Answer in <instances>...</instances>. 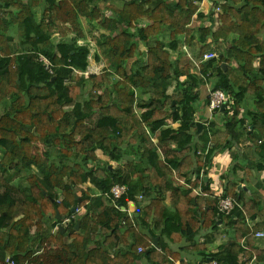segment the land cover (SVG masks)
<instances>
[{
	"label": "trees",
	"instance_id": "16d2710c",
	"mask_svg": "<svg viewBox=\"0 0 264 264\" xmlns=\"http://www.w3.org/2000/svg\"><path fill=\"white\" fill-rule=\"evenodd\" d=\"M116 1L0 0V11L18 9L7 17L0 12L1 264L7 258L15 264L263 262L264 237L257 234L264 235V0H213L221 8L216 29L192 27L203 16L201 0H119L122 7ZM108 15L120 27L97 40L109 65L81 74L92 54L80 43L82 19L97 24ZM197 43V58L182 52ZM216 48L218 58L203 61ZM209 84L233 98V112L220 111L224 128L213 121L198 144L196 113ZM88 85L89 98L82 93ZM40 146L47 149L39 153ZM231 147L238 150L236 164L221 195L242 208L224 215L201 171L207 174L213 155ZM113 161L118 165L110 168ZM24 176L28 187L12 183ZM243 182L248 189L239 188ZM116 184L128 187L122 208L149 201L134 218L113 204ZM73 207L83 213L76 217ZM223 227L231 238L213 252L208 237Z\"/></svg>",
	"mask_w": 264,
	"mask_h": 264
},
{
	"label": "crops",
	"instance_id": "0c3cea01",
	"mask_svg": "<svg viewBox=\"0 0 264 264\" xmlns=\"http://www.w3.org/2000/svg\"><path fill=\"white\" fill-rule=\"evenodd\" d=\"M116 2H118L119 4L121 3L123 5L122 1L117 0ZM115 4V2H114ZM121 5V7H122ZM120 6V5H119ZM216 7L214 5L213 0H201L200 1V8L199 11L203 14L202 17H198L195 16L192 22V27H200L202 25H206L209 27H214V29H216L217 27H219L220 25V18H219V13L216 12ZM4 16H8L9 13H17L18 9L16 8H10L6 11H0ZM106 12L108 13V10H106ZM84 20L85 22L88 23V27H86V25H84ZM82 22L84 31H85V38H83L80 43L82 44H86L88 45L90 48L91 46H96L98 47L97 44V40L100 38H103L102 35H109L111 33H116V31L120 28L117 21L115 20V18H113L112 15H108L107 18H105L104 20H101L100 23L97 24H93V20L89 19V18H85ZM92 25H96L95 27H93ZM88 28V29H87ZM124 28V27H123ZM126 28V27H125ZM122 29V27H121ZM87 38H89L87 42ZM211 41V39H210ZM13 46L17 45V41H14L11 43ZM91 45V46H90ZM200 45L197 43L196 44V48L199 47ZM195 48V47H194ZM184 49L186 50H193L192 48H187L185 47ZM94 54L95 57V53L92 52L91 56H90V65L88 68L87 72H91L89 70H92V68H102L100 67L102 62V59L100 61H97L96 58V62H92V55ZM96 54H98L96 52ZM190 54V52H189ZM194 56V55H193ZM192 56V57H193ZM142 59V58H141ZM139 61V65H142L143 61ZM93 65V66H92ZM102 66V65H101ZM196 71V69H195ZM90 74H98L97 72H91ZM114 77V76H113ZM181 80H185V77H182ZM175 92V86H172L169 89V93L172 94ZM204 93V95L202 96V100L201 103H199L200 105H198V112L196 113V117L198 119V121L201 122H205L208 118H209V110H208V104H206V101L208 100V86H205L203 88L202 94ZM74 108V107H72ZM140 112L144 111V109H139ZM214 122L216 124L217 128L223 129L224 128V121L222 118L221 114H217L214 118ZM170 124L174 127V128H178L179 127V123H174V122H170ZM252 127V126H251ZM195 141L196 143L200 144L202 142V140L204 139L201 135L203 134V132L205 130H207V127L204 125V128L198 132V128L195 126ZM237 148L235 147H231V148H226L225 150H221L216 152L213 155L212 158V164L211 167L208 169L207 174H205V168H203V170L201 171V175L205 177L207 176L208 179L206 180L207 182L210 181L212 184V189L213 191L217 194L220 195L221 193L224 192V189L226 188L227 184L229 183L228 180V176L230 175V171L234 165V163L236 164V159L234 160V156L236 157V155L238 154L237 152ZM114 162V161H113ZM117 165L118 163L115 162ZM112 164V163H111ZM113 166V164H112ZM238 173H236L237 175L241 174V170L238 169L237 170ZM194 178V177H193ZM262 178H264V174L262 175ZM176 184H179L180 186H184L185 182L182 180H178L175 179L174 180ZM246 182L241 183L239 186H241V188H245L248 189ZM202 187L201 185L198 186L197 188H195V190H200ZM157 190H159L160 188L157 187ZM194 190V192H195ZM197 193V192H196ZM248 197V196H246ZM167 200L170 201L171 200V192L168 193V197ZM142 202L141 204H136L134 202H131L129 204V207H131L132 209H134V211L138 212L140 211L141 208H144L145 205H147L149 203V201H145ZM135 215V213H134ZM152 221V219L150 220V222ZM230 231L229 229H227V231L225 230V227L221 228L219 232L214 233L213 235H209L208 238H210V243L207 244V246L213 251L215 252L217 250V247H219L222 244H227L228 241L230 240ZM257 237H264V235L262 236H257ZM207 238V239H208ZM206 237H202V240H205ZM222 239H224L222 241ZM7 260V259H6ZM0 264H1V258H0ZM5 264H8L7 261H5ZM177 264H181V261H177ZM251 264H264V261L259 263L255 258L252 260Z\"/></svg>",
	"mask_w": 264,
	"mask_h": 264
},
{
	"label": "built area",
	"instance_id": "2783aa9c",
	"mask_svg": "<svg viewBox=\"0 0 264 264\" xmlns=\"http://www.w3.org/2000/svg\"><path fill=\"white\" fill-rule=\"evenodd\" d=\"M217 13L221 12V8L217 7L216 9ZM218 53L217 52H213V51H209L207 53L204 54L203 56V61L206 60H211L214 58H218ZM39 61L43 62L44 66L46 67V69L51 73L54 74L55 72V67L52 64V62L46 58L44 55H40L38 58ZM199 65V64H198ZM81 74L84 75H88L89 72H79ZM208 86V98H209V103H208V110H209V118L203 123L208 129L209 127H211L212 122L214 121V118L217 114L220 113V111H222V107L225 105V109H228L230 111V113L233 112V103L234 100L232 97H229L225 91L221 90V89H214L212 87L211 84L207 85ZM197 122H201L198 121ZM251 129V126H250ZM208 147H211V143H209ZM128 187L127 185L124 184H116L110 193V198L113 201V204L118 208V209H123L127 212L128 216L130 218H134V209H132L131 207L128 208H122L121 205L118 204L119 199H121L123 197V195H125L127 193ZM197 194L201 193V189L199 191H196ZM219 197V213L224 214V215H229L231 214L233 211L236 210V208H242V204L239 203L238 201L234 200L232 197H223V195H217ZM139 199H144V194L139 195L138 197ZM80 211V208L76 209V214L77 212ZM76 216V215H75ZM258 236H262L263 233H259L257 234ZM140 251H143L142 248H140ZM7 263L8 264H15L14 260L12 258H7ZM204 264H219L218 261L213 260Z\"/></svg>",
	"mask_w": 264,
	"mask_h": 264
},
{
	"label": "rangeland",
	"instance_id": "374dc122",
	"mask_svg": "<svg viewBox=\"0 0 264 264\" xmlns=\"http://www.w3.org/2000/svg\"><path fill=\"white\" fill-rule=\"evenodd\" d=\"M101 5H103V4H101ZM115 5L116 6H118V7H121V3L119 4L118 2H115ZM120 5V6H119ZM104 6V5H103ZM83 20L84 19H82V22H83ZM100 23V22H99ZM84 25H86V27H88V23L87 22H85V20H84ZM88 29V28H87ZM124 29H125V27H124ZM134 31V30H133ZM89 40V38H87V42H89L90 43V41H88ZM91 46V45H90ZM199 49H200V46L199 47H195L193 50H191V49H189V50H186V49H184L183 48V51L182 52H186L189 56H193V57H198V55H199ZM146 47L143 45V44H141L140 45V51H144V52H146ZM91 51L93 52V53H95V55H96V52L97 53H100V57H101V59H102V62L103 63H101V65H100V67H102V68H92V70H89V71H91V72H97V73H101L102 71H103V69L105 68V67H108V65H109V62L107 61V59L101 54V52H100V49L99 48H97L96 46H91ZM210 51H213V52H219V50H218V48H216V50L215 49H212V50H210ZM189 52H190V54H189ZM92 62H96V60H95V57H94V54L92 55ZM141 61H143L142 63H144L145 61H146V56L145 55H143V58L141 59ZM93 66V65H92ZM91 72H89V74L91 73ZM112 80H116L115 79V77H113L112 76V78H111ZM86 91H88L89 92V94H87L86 96H88V98L90 97V92L92 93V90H91V87H90V85H88L85 89H84V94H86ZM95 94H96V92H95ZM250 94V96H248V98H249V101H250V105H252V96H251V93H249ZM71 109V107H67V110H70ZM73 109V108H72ZM75 111V110H74ZM44 149H47V147L46 146H40V147H38L37 148V151L40 153L41 151H43ZM98 156L103 160V161H108L109 159H108V156H106V155H104L101 151H98ZM0 158H1V152H0ZM112 164H113V166H116L117 164L115 163V162H111ZM12 183H14L16 186L18 185V186H21V187H23V188H26V187H28V180H27V176H24L23 178H17L16 180H14ZM196 191H199V190H195V192L194 193H196ZM80 193V192H79ZM60 199H62L63 197H64V194L63 193H60ZM81 213H83V209L82 208H80V211L79 212H77V214H76V217H78L79 216V214H81ZM69 222H71V221H69L68 220V222L66 221V223H69ZM224 239H222V241H223Z\"/></svg>",
	"mask_w": 264,
	"mask_h": 264
},
{
	"label": "water",
	"instance_id": "95a60500",
	"mask_svg": "<svg viewBox=\"0 0 264 264\" xmlns=\"http://www.w3.org/2000/svg\"><path fill=\"white\" fill-rule=\"evenodd\" d=\"M222 66H223L225 69L227 68V64H226V63H223ZM82 93H84V88H83V87H82ZM224 110H225V105L222 107V111H224ZM196 127L198 128V132L201 131V130L204 128V124H203V122H197V123H196ZM109 167L112 168V167H113L112 164H110ZM207 179H208V177L206 176V177H205V180H207ZM239 188H241V186H239ZM77 198H78V196H77ZM77 198H76V199H77ZM76 209H77V207H73L72 212H75ZM57 217H58L59 219L63 220V221H66L67 218H68V216H61L59 212H57ZM59 227L62 229L63 232H65V228H64V226H63L62 224H60ZM77 228H79V224H77ZM158 241H159V237H156V238H155V241H154V245L157 246V247L159 246V245H158Z\"/></svg>",
	"mask_w": 264,
	"mask_h": 264
}]
</instances>
